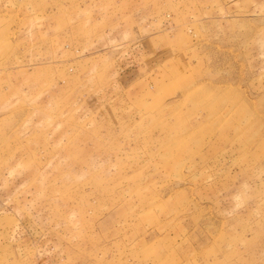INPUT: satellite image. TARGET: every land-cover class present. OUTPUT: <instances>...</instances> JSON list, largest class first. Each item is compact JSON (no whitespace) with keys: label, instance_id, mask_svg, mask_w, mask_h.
Returning a JSON list of instances; mask_svg holds the SVG:
<instances>
[{"label":"rangeland","instance_id":"obj_1","mask_svg":"<svg viewBox=\"0 0 264 264\" xmlns=\"http://www.w3.org/2000/svg\"><path fill=\"white\" fill-rule=\"evenodd\" d=\"M0 264H264V0H0Z\"/></svg>","mask_w":264,"mask_h":264}]
</instances>
